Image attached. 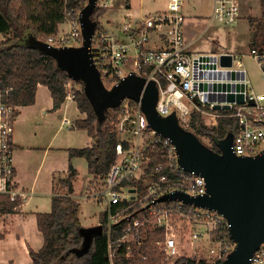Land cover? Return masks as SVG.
I'll return each mask as SVG.
<instances>
[{
	"label": "built area",
	"instance_id": "obj_1",
	"mask_svg": "<svg viewBox=\"0 0 264 264\" xmlns=\"http://www.w3.org/2000/svg\"><path fill=\"white\" fill-rule=\"evenodd\" d=\"M83 1L87 5L89 0ZM115 1L98 0L96 7L108 9ZM183 4L184 0H170L166 10L142 20L134 21L128 15L121 33L116 32L118 28L96 29L92 59L103 83L112 88L133 73L147 82L155 81L160 90L157 110L162 116L175 113L181 127L188 131L197 112L204 115L205 124L211 127L218 125L220 117H233L238 125L231 145L233 153L244 157L260 154L264 151V94L251 87L240 55L204 54L191 49L193 42L186 40ZM242 6L243 0H214L210 25H237L242 20ZM80 13L66 17L70 23L67 33L51 35L45 43L62 48L83 42ZM249 54L256 59L264 77V50L252 48ZM224 55L232 57V66H222ZM219 72L245 73V80L241 81L245 83L244 101L231 103L229 115L214 110L216 102L210 98L242 92L214 90L204 85L240 81L210 78V74ZM70 90L71 84L67 99L74 100ZM127 102H133L134 107ZM16 111L17 107L0 100V193L9 195L11 201L26 197L14 187L12 146ZM116 111L120 114L110 121L119 137L115 161L104 177H98L97 190L88 185L84 193L86 198L105 207L98 225L107 229L111 264H116L120 257L129 261L158 258L163 264H175L182 258L207 264L224 262L235 247L227 220L215 211L168 198L174 193L193 198L205 196V178L179 164L176 146L150 127L141 104L127 99ZM251 261L264 264V245Z\"/></svg>",
	"mask_w": 264,
	"mask_h": 264
},
{
	"label": "trees",
	"instance_id": "obj_2",
	"mask_svg": "<svg viewBox=\"0 0 264 264\" xmlns=\"http://www.w3.org/2000/svg\"><path fill=\"white\" fill-rule=\"evenodd\" d=\"M261 17L250 21L255 26L251 48L264 50V0H260ZM86 7L83 0H0V33L6 39L0 42V100L15 107L32 105L40 84L46 85L54 100V109L60 108L67 100L68 85L73 83L67 70L47 51L30 43V38L45 42L51 35L60 31V25L66 22L70 14H78ZM107 11L96 7L91 20L96 29H101L99 18ZM81 89L74 91V101L85 119L78 120L75 128L87 131L94 139L91 147L71 149L70 157L85 158L92 177H104L116 158V144L119 137L109 120L100 122L83 83ZM119 108V107H118ZM118 108L112 109L116 111ZM17 113V112H16ZM220 114L229 115L231 111L220 110ZM201 113H194L190 132L200 140L208 137L210 148L220 153L218 140L235 135L238 131L237 120L233 117H220L218 125L209 127L204 124ZM14 151V146H12ZM158 156L159 153L157 152ZM156 156V153H154ZM159 161L160 159H156ZM13 175L15 171L13 169ZM78 173L70 166V174L59 181L49 213H38V229L43 235V247L30 250L33 264H111L108 254V233L93 237L88 252L84 247V228L80 221L81 204L75 195V180ZM22 200L11 201L9 195L0 193V214H15ZM17 208V210L15 209ZM123 252V250H119ZM116 264H163L160 259L149 261H129L120 257ZM175 264H207L194 259L182 258Z\"/></svg>",
	"mask_w": 264,
	"mask_h": 264
},
{
	"label": "water",
	"instance_id": "obj_3",
	"mask_svg": "<svg viewBox=\"0 0 264 264\" xmlns=\"http://www.w3.org/2000/svg\"><path fill=\"white\" fill-rule=\"evenodd\" d=\"M97 1L89 0L80 13L83 35L80 47L56 48L34 38H30V43L52 54L67 70L72 81L83 83L85 93L98 117L103 115L102 119L99 117L100 122L106 120L110 110L118 108L127 99L141 104L150 127L176 146L179 164L189 172L202 175L207 182L208 193L205 196L193 198L174 193L168 198L180 199L221 214L230 226V238L235 243L234 250L221 264H252L253 255L264 245V151L255 156L244 157L233 153L232 143H218L220 153L205 147L193 137L195 134L181 127L175 113L162 116L158 112L160 90L157 83L147 82L138 74L127 76L110 90L105 88L93 63L91 49L96 33V24L92 22L91 16ZM221 64L225 67L232 66V57L222 56ZM210 78L240 82L215 83L204 87L220 91L236 89L242 92L237 96L230 94L211 97L210 101L216 102L214 110H230L231 103H243L245 83L241 81L245 80L244 72L213 73ZM228 137L233 140L234 135ZM82 232L85 237L82 252H88L93 237L103 234V227L97 225L83 228Z\"/></svg>",
	"mask_w": 264,
	"mask_h": 264
},
{
	"label": "crops",
	"instance_id": "obj_4",
	"mask_svg": "<svg viewBox=\"0 0 264 264\" xmlns=\"http://www.w3.org/2000/svg\"><path fill=\"white\" fill-rule=\"evenodd\" d=\"M124 1L127 12L125 18L129 15L134 21L139 20L140 11L132 7L130 0ZM184 7L185 0L183 10ZM104 26L108 28L107 25ZM118 26L114 24L108 29L115 30ZM5 39V35L0 33V42ZM188 42L194 44L195 40ZM72 103L77 105L76 101L67 99L60 108L54 109L50 89L40 84L35 103L17 107L12 161L15 171L14 187L18 192L25 193L26 197L17 213L0 214V234L4 233L0 235V264H33L30 250L38 251L44 244L43 235L38 229L37 214L51 212L57 184L68 177L70 166L78 173L76 162L85 159L70 157L71 149H80L72 134L75 130L85 131L76 129L75 124L86 118V114L81 112L80 117L73 113ZM93 143L94 139L91 137L88 147ZM50 205L51 210L47 209ZM6 259H9L8 262H5Z\"/></svg>",
	"mask_w": 264,
	"mask_h": 264
},
{
	"label": "rangeland",
	"instance_id": "obj_5",
	"mask_svg": "<svg viewBox=\"0 0 264 264\" xmlns=\"http://www.w3.org/2000/svg\"><path fill=\"white\" fill-rule=\"evenodd\" d=\"M169 0H130L132 7L140 11L139 20L146 15L153 14L157 11H163L167 7ZM126 1L116 0L111 8L99 18L101 26L107 25L110 28L115 25H119L116 30L117 33H121V26L125 22V8ZM214 0H185L184 14L185 20V32L187 40H195V43L191 47L194 52L204 54H216L220 52H233L240 55L242 67L247 72V78L250 81L251 87L257 92L264 94V77L262 71L256 61V59L250 55L252 36L255 26H251L250 21L258 20L261 17V5L260 0H243L242 6V20L235 26L225 27L221 24L209 25L208 18L213 11ZM135 20V19H134ZM70 29V23L68 21L60 25V33H67ZM74 44V43H73ZM71 44V45H73ZM83 42L75 43L80 47ZM105 85V84H104ZM105 88H108L105 85ZM70 91H78L81 89V84L71 83ZM72 105L73 113L80 117V111L77 105ZM126 105L134 107L133 102H127ZM120 114V111L111 110L109 120L112 121ZM203 119V114H200ZM100 119L103 115L99 116ZM194 117V114H193ZM204 121V119H203ZM207 123V122H206ZM205 124V122H204ZM206 125V124H205ZM211 127V126H209ZM72 135H75L77 146L80 148L88 147L91 144V137H89L87 131L75 130ZM202 145L210 148L211 142L208 137H203L202 140L193 135ZM232 138L222 137L218 140V143L224 144L225 142L232 143ZM78 170V176L75 180V195L81 204L80 208V221L84 228H91L98 225L104 214V206L95 203L94 200L88 199L84 196L86 188L90 185V189L97 190L100 184L99 179H94L89 173L87 167V161L85 159H79L75 166ZM65 192L64 190H60ZM47 209L51 210L50 207ZM2 215V214H1ZM2 217V216H0ZM2 221V220H0ZM1 232V231H0ZM4 233H1L2 236ZM6 259L5 262H8Z\"/></svg>",
	"mask_w": 264,
	"mask_h": 264
}]
</instances>
